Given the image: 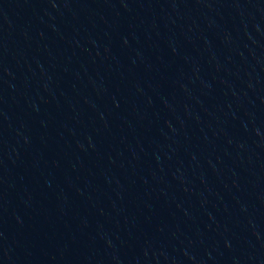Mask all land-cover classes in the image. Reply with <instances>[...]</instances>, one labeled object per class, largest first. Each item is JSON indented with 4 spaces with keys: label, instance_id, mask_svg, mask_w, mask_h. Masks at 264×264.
<instances>
[{
    "label": "water",
    "instance_id": "95a60500",
    "mask_svg": "<svg viewBox=\"0 0 264 264\" xmlns=\"http://www.w3.org/2000/svg\"><path fill=\"white\" fill-rule=\"evenodd\" d=\"M94 264H264V0H21Z\"/></svg>",
    "mask_w": 264,
    "mask_h": 264
}]
</instances>
